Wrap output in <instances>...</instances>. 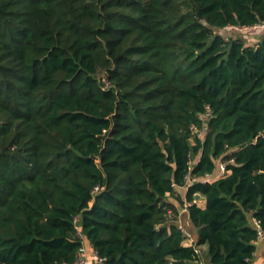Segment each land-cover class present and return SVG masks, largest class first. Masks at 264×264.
<instances>
[{
  "label": "trees",
  "instance_id": "obj_1",
  "mask_svg": "<svg viewBox=\"0 0 264 264\" xmlns=\"http://www.w3.org/2000/svg\"><path fill=\"white\" fill-rule=\"evenodd\" d=\"M261 23L264 0H0V264H73L76 219L103 264H254L264 34L229 27Z\"/></svg>",
  "mask_w": 264,
  "mask_h": 264
},
{
  "label": "built area",
  "instance_id": "obj_2",
  "mask_svg": "<svg viewBox=\"0 0 264 264\" xmlns=\"http://www.w3.org/2000/svg\"><path fill=\"white\" fill-rule=\"evenodd\" d=\"M230 29H235L237 31H244V32L257 31V32L264 33V23L258 24L254 27H229V30ZM261 33H259V34H261ZM207 109H209V108L207 107ZM210 116H211V113H210V111H208L204 115V119H206ZM227 173H228V170H227L226 164L221 163L220 171H219V173L215 179H219L221 177H224ZM197 181H200V180L197 178L187 177L186 183L184 186L176 187V193L178 191L180 192L181 190H188V188H190V186H192L194 184V182H197ZM211 181H213V179L210 176H208L207 179H203L204 183L205 182H211ZM188 205L189 204L186 203V205L184 206L185 212H187ZM75 223H76V229L78 231V235L81 238V240L83 241V245H82V248L80 249V251L78 253L77 260L73 264H103L104 259H102L94 250H89L88 244H87L82 232L80 231V229L78 227V219L75 220ZM180 228L185 235V241L191 240L192 238H191L190 234L184 228H182V227H180ZM260 241L264 242V231L259 229V239L257 242H260ZM192 245H194V244H192ZM192 245H189V246H192Z\"/></svg>",
  "mask_w": 264,
  "mask_h": 264
},
{
  "label": "rangeland",
  "instance_id": "obj_3",
  "mask_svg": "<svg viewBox=\"0 0 264 264\" xmlns=\"http://www.w3.org/2000/svg\"><path fill=\"white\" fill-rule=\"evenodd\" d=\"M230 30H233V31H237L235 29H230ZM217 33L219 34H222L224 35L225 37H229L230 35V32L229 31H224V30H217ZM261 32H257V31H248V32H244V31H238L236 32V35L240 38H242L245 43L247 45H255L257 43H259V41L262 40L263 37H260V36H263L262 34L264 33H261ZM257 37V38H256ZM180 195V192L178 191L176 193V197H179ZM170 201H172V199L169 198ZM201 200L202 198L201 197H197V203H199V205H201ZM180 214H182L181 216H179V219H180V223L182 225V228H184L191 236V240H186L184 242L185 245H190V244H194V242H196L197 240V237H198V231L194 228H192V226L190 224L187 223V221L184 219L185 218V214L186 212L184 211V208L180 207ZM200 252H201V257H202V260H203V264H207V261H208V254H207V247L206 246H203V247H200ZM257 261V259H255L253 261V263L255 264V262Z\"/></svg>",
  "mask_w": 264,
  "mask_h": 264
},
{
  "label": "crops",
  "instance_id": "obj_4",
  "mask_svg": "<svg viewBox=\"0 0 264 264\" xmlns=\"http://www.w3.org/2000/svg\"><path fill=\"white\" fill-rule=\"evenodd\" d=\"M181 191L184 192V190H181ZM201 198H202V200H201V203L202 204L199 205V203H197V200H196V203H197V205L199 207L205 208L206 207V200L203 197H201ZM182 208H184V207H182ZM190 245H192V244H190ZM187 246H189V245H187ZM88 247H89V250H92V248L89 245H88ZM255 258L257 259V261L255 262V264H264V242H261V241L260 242H257V252H256V255H255Z\"/></svg>",
  "mask_w": 264,
  "mask_h": 264
}]
</instances>
